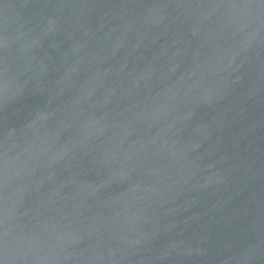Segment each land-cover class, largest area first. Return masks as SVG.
<instances>
[{
    "label": "water",
    "instance_id": "water-1",
    "mask_svg": "<svg viewBox=\"0 0 264 264\" xmlns=\"http://www.w3.org/2000/svg\"><path fill=\"white\" fill-rule=\"evenodd\" d=\"M0 264H264V0H0Z\"/></svg>",
    "mask_w": 264,
    "mask_h": 264
}]
</instances>
